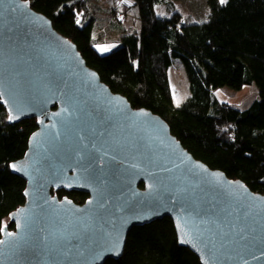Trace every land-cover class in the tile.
<instances>
[{"label":"water","instance_id":"obj_1","mask_svg":"<svg viewBox=\"0 0 264 264\" xmlns=\"http://www.w3.org/2000/svg\"><path fill=\"white\" fill-rule=\"evenodd\" d=\"M0 99L9 122L38 125L10 164L25 203L9 215L14 228L2 227L0 264L119 260L134 228L165 217L201 264H264V194L113 92L30 0H0ZM60 190L89 197L78 204Z\"/></svg>","mask_w":264,"mask_h":264},{"label":"trees","instance_id":"obj_2","mask_svg":"<svg viewBox=\"0 0 264 264\" xmlns=\"http://www.w3.org/2000/svg\"><path fill=\"white\" fill-rule=\"evenodd\" d=\"M30 1L34 10L50 18L54 28L77 45L88 66L113 92L126 96L134 108L160 115L196 159L264 194V0L223 4L208 0L210 14L201 23H186L166 0H133L140 32H127L123 23L114 20L123 37L107 53L97 45L110 35L95 34L89 0ZM161 4H167L173 14L160 15ZM174 59L183 62L191 88V96L178 108L169 76ZM251 85L258 88L259 99L246 109L220 101L215 94L219 88L240 91ZM37 128V119L9 122L0 99V238L10 213L25 203L26 181L12 173L10 164L24 157ZM57 194L78 204L89 197L77 191ZM104 264L201 262L179 244L172 219L165 217L134 228L124 255Z\"/></svg>","mask_w":264,"mask_h":264},{"label":"rangeland","instance_id":"obj_3","mask_svg":"<svg viewBox=\"0 0 264 264\" xmlns=\"http://www.w3.org/2000/svg\"><path fill=\"white\" fill-rule=\"evenodd\" d=\"M88 2L91 4L90 10L92 12L90 15L96 18L95 34L99 35L100 32L103 33L104 31V33L106 32L110 35L104 41L105 43L97 45V48L102 53L114 50L121 43L120 39L123 36L120 35L121 32L117 31L120 26L114 20H118L121 24L123 23L127 32H140L141 25L138 18V10L131 6L133 0H89ZM166 2L173 6L174 13L181 14L186 23L204 22L210 14L208 0H166ZM167 7V4L159 6L160 15L171 16L173 14V11ZM114 25L118 29L115 30ZM169 76L174 95V105L178 108L191 96L188 75L180 59L173 60ZM239 92L229 87L215 90V94L220 100L242 109L248 108L255 100L259 99V90L255 85H251L250 88H245L244 91ZM7 221H9V218Z\"/></svg>","mask_w":264,"mask_h":264},{"label":"snow or ice","instance_id":"obj_4","mask_svg":"<svg viewBox=\"0 0 264 264\" xmlns=\"http://www.w3.org/2000/svg\"><path fill=\"white\" fill-rule=\"evenodd\" d=\"M220 3H226V0H220ZM13 168H16V165H12ZM182 243L184 242L183 240L181 241ZM0 243H2V241H0Z\"/></svg>","mask_w":264,"mask_h":264},{"label":"crops","instance_id":"obj_5","mask_svg":"<svg viewBox=\"0 0 264 264\" xmlns=\"http://www.w3.org/2000/svg\"><path fill=\"white\" fill-rule=\"evenodd\" d=\"M245 88H250V86H246V87H244L242 90H240V92H242V91H244L245 90ZM239 92V93H240ZM217 96V95H216ZM218 98V97H217ZM219 99V98H218ZM220 100V99H219ZM220 101H222V100H220ZM223 102H226V101H223ZM228 103V102H227ZM230 104V103H229ZM232 105V104H231ZM240 108V107H239ZM242 109V108H241ZM246 109V108H245Z\"/></svg>","mask_w":264,"mask_h":264}]
</instances>
